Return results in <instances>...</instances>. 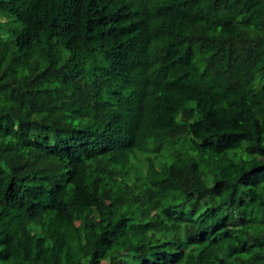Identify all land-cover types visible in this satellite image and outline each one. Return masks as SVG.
<instances>
[{
	"label": "trees",
	"instance_id": "16d2710c",
	"mask_svg": "<svg viewBox=\"0 0 264 264\" xmlns=\"http://www.w3.org/2000/svg\"><path fill=\"white\" fill-rule=\"evenodd\" d=\"M0 16V264H264V0Z\"/></svg>",
	"mask_w": 264,
	"mask_h": 264
},
{
	"label": "rangeland",
	"instance_id": "374dc122",
	"mask_svg": "<svg viewBox=\"0 0 264 264\" xmlns=\"http://www.w3.org/2000/svg\"><path fill=\"white\" fill-rule=\"evenodd\" d=\"M6 19H7V17L0 16V25H6ZM0 34H5V33H3L2 31H0ZM143 169H144V165L142 166V170ZM207 180H208L209 183H211L212 180H213V178L210 177V176H208L207 177ZM216 203H217V201L214 200V199H206L203 202L202 206L200 207L201 208L200 210H203L207 205H213V204H216ZM79 225H80L79 222H77V221L73 222V226L74 227H77ZM107 262L112 263V264H120V261L117 260V259H115L113 255H110L108 259L103 260L102 261V264H106Z\"/></svg>",
	"mask_w": 264,
	"mask_h": 264
}]
</instances>
